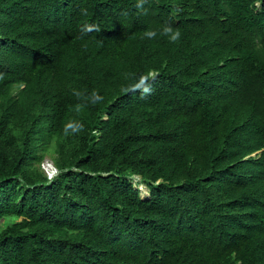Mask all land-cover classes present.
<instances>
[{"label": "trees", "instance_id": "trees-1", "mask_svg": "<svg viewBox=\"0 0 264 264\" xmlns=\"http://www.w3.org/2000/svg\"><path fill=\"white\" fill-rule=\"evenodd\" d=\"M7 218L0 264H264V0H0Z\"/></svg>", "mask_w": 264, "mask_h": 264}, {"label": "rangeland", "instance_id": "rangeland-1", "mask_svg": "<svg viewBox=\"0 0 264 264\" xmlns=\"http://www.w3.org/2000/svg\"><path fill=\"white\" fill-rule=\"evenodd\" d=\"M40 167L44 171V173L47 175L48 178H52V176L56 174V171L53 168V164L48 158H46L44 160V162L41 164ZM132 183L134 184L135 188L137 190H139L140 195L142 194V191H143L144 187H146L148 189V187L141 182L139 176H133L132 177ZM148 192H149V196H150V191L148 190ZM19 220L20 219L13 220L11 218L4 219V220H2L0 222V229L6 228L7 226H9V225H11V224H13V223H15L16 221H19Z\"/></svg>", "mask_w": 264, "mask_h": 264}, {"label": "clouds", "instance_id": "clouds-1", "mask_svg": "<svg viewBox=\"0 0 264 264\" xmlns=\"http://www.w3.org/2000/svg\"><path fill=\"white\" fill-rule=\"evenodd\" d=\"M89 28H91V26H89ZM164 32H166V33H171V36H170V39H172V40H176V39H178L179 38V36H180V32H179V30H175V31H173V29L171 28V27H165L164 28ZM154 33L152 32V31H148V32H146V35H148V36H152ZM144 91H148V89H144ZM53 164V163H52ZM53 168L55 169V171H56V173H57V168L53 165ZM53 176H55V175H53ZM52 176V177H53ZM145 185V184H144ZM148 190H149V188H148Z\"/></svg>", "mask_w": 264, "mask_h": 264}, {"label": "bare ground", "instance_id": "bare-ground-1", "mask_svg": "<svg viewBox=\"0 0 264 264\" xmlns=\"http://www.w3.org/2000/svg\"><path fill=\"white\" fill-rule=\"evenodd\" d=\"M142 194H143V195H142ZM142 194H141V195H142L143 197H147V196H149V192H148V189H147L146 187L143 188Z\"/></svg>", "mask_w": 264, "mask_h": 264}, {"label": "built area", "instance_id": "built-area-1", "mask_svg": "<svg viewBox=\"0 0 264 264\" xmlns=\"http://www.w3.org/2000/svg\"><path fill=\"white\" fill-rule=\"evenodd\" d=\"M56 174H57V173H56ZM56 174H55V175H56Z\"/></svg>", "mask_w": 264, "mask_h": 264}]
</instances>
